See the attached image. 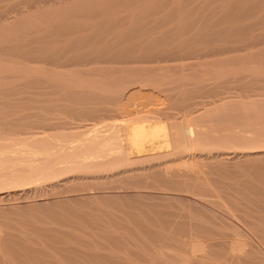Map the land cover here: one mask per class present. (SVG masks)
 I'll return each instance as SVG.
<instances>
[{
  "label": "bare ground",
  "instance_id": "6f19581e",
  "mask_svg": "<svg viewBox=\"0 0 264 264\" xmlns=\"http://www.w3.org/2000/svg\"><path fill=\"white\" fill-rule=\"evenodd\" d=\"M26 1L27 11L9 5L21 17L14 23L0 10V202L51 195L52 206L36 209L55 212L42 216L56 219L64 209L93 218L89 237L100 243L83 239L94 252L84 261L65 255L74 264H132L95 251L106 245H135L146 263L152 250L167 254L169 241L179 264H264V26L254 31L264 15L243 22L264 0H219L217 14L186 12L189 0ZM69 118L78 121L67 125ZM119 187L157 188L170 203L174 192H187L215 210L189 201L184 216L173 208L179 218L159 221L155 202L144 220L147 207L135 202L147 192ZM73 229L63 236L78 241ZM60 230L39 235L48 232L42 242L53 238L45 249L56 246L59 258ZM36 243L0 235V264H61Z\"/></svg>",
  "mask_w": 264,
  "mask_h": 264
},
{
  "label": "rangeland",
  "instance_id": "374dc122",
  "mask_svg": "<svg viewBox=\"0 0 264 264\" xmlns=\"http://www.w3.org/2000/svg\"><path fill=\"white\" fill-rule=\"evenodd\" d=\"M24 1H26V0H24ZM23 0H0V10L1 9H3L4 10V13L2 14V18H3V16H4V14H5V17L7 16V18H10L11 20L13 19V18H17L19 15L17 14V9L15 10L14 8H16V7H14V8H11L9 5H16V6H18V9H21V10H24V11H27V10H29L28 9V3H26V2H24ZM187 1V0H186ZM229 2V1H231V0H229V1H226V0H221V2ZM235 1V0H234ZM255 1V0H254ZM253 1V2H254ZM257 1H259V0H257ZM219 0H189V1H187L186 3H188V4H186V6H185V8L187 9V11H186V9H185V11L186 12H188V10H190L191 12H192V14H196L197 13V11H198V14H200V12L203 10V12H205L204 10H206L207 12H205L206 14H210V13H214V12H210V13H208L209 11H213L214 9L215 10H219V9H221V8H223L221 5H220V7L221 8H218L219 7V3H221ZM223 2V3H224ZM232 2V1H231ZM222 3V4H223ZM18 4V5H17ZM171 8H175L174 6H170L166 11H168V12H170L169 10H173V9H171ZM262 8H263V10H262ZM261 9V10H260ZM215 11V13L216 12H219V11ZM256 10H258V12H255L256 13V15H255V13L254 14H252V16L251 17H249L248 19H245V21H243V22H255V21H257L260 17H262V15H264V3L263 4H261L260 6H259V8H257ZM189 11V12H190ZM194 11L196 12V13H194ZM200 11V12H199ZM204 13V14H205ZM258 13V14H257ZM263 13V14H262ZM124 14H126L125 12H123V13H121L120 15H124ZM217 14V13H216ZM261 16H260V15ZM0 15H1V13H0ZM17 16V17H16ZM257 17H258V19H257ZM2 18H1V16H0V20H2ZM19 19L21 18V17H18ZM19 19H16V21H19ZM14 20V19H13ZM12 20V22L14 23V21ZM10 21V20H9ZM11 22V21H10ZM261 24H257L255 27H256V29L254 28V31L256 32H258V30H259V32L261 31V29L263 28L262 27V25L264 26V22L262 23V22H260ZM263 47H264V45H263ZM251 61L252 60H250V63H251ZM253 63H254V61H252ZM263 63V65H264V61L262 62ZM240 64V63H239ZM255 64V63H254ZM254 64H249V65H254ZM258 64V63H257ZM256 65V64H255ZM254 65V66H255ZM255 76H257L256 75V73L254 74ZM252 80H257V79H252ZM258 81V80H257ZM253 83L251 84V88L250 89H254L253 87H256L259 83L258 82H260V81H258L257 82V84L256 83H254V81H252ZM256 84V85H255ZM24 91H22V93H23ZM19 94H16V95H14V96H12V98H17V97H20V96H22V95H24V94H22L21 93V91L20 92H18ZM21 93V94H20ZM174 109H172L171 111H173ZM174 111H176V110H174ZM70 119V123L71 124H67V125H73L75 122H77L78 121V119L77 120H74V119H72L71 120V118H69ZM96 119L97 120H99L98 122H100V121H102L101 123H103L104 122V120H105V118L104 117H102V116H100V115H97V117H96ZM96 120V121H97ZM108 119H106L105 121H107ZM88 121V120H87ZM90 121V120H89ZM244 176H242V178H243ZM245 178H247V177H245ZM120 182H118V184H119ZM128 188V189H127ZM119 187V188H117L116 190H118V192H121V193H136V192H142V193H146V194H148V197H146L145 198V201L144 202H142V203H139V202H135L136 203V205L138 204L139 205V207L141 208V206H143V204H144V206L145 207H147L146 205H148V207H149V205H150V207L152 206V209H153V207H154V204H158V206H159V208H160V210H157V211H155L154 213L155 214H150L151 216H154V218H155V220L156 219H158L159 221H160V217H162V219H170V220H173L174 218L176 219L179 215H181L182 214V216H184L183 214H184V212L186 211H188V209L187 208H189V206L191 205V203H192V205L193 206H195V204H196V206L198 207V206H200L201 207V205H198V204H204V206H202L203 208H205V209H207V210H215V209H213V207H211V206H206V204L204 203V202H202L199 198H197V197H195L193 194H190V193H187V192H182V191H178V193L179 194H176L174 191V194H172V191L170 192L172 195H171V197L173 198V196H175L174 198H173V201H172V198H170L171 199V203H172V205L174 206V207H172V205H171V203H170V200H169V202L166 200V199H160L161 197L159 196V195H161V191L160 190H158L157 188H135V187ZM124 189V190H123ZM142 189V190H141ZM126 190L128 191V192H126ZM135 190V191H134ZM150 192V193H149ZM164 192H166V191H164ZM167 192H169V191H167ZM182 193V194H181ZM185 193V194H184ZM153 195V196H152ZM191 195V196H190ZM61 196H62V194L61 195H59L58 197H56V198H61ZM152 196V197H151ZM157 196V197H156ZM193 196V197H192ZM156 198H158V199H156ZM37 199V200H36ZM56 199H55V197H51V195H41V196H37V197H31V198H29V199H24V198H19V199H14V200H11V203L10 202H0V235L2 236V237H4V238H6V241H7V238H10L11 240L13 239H19V241L21 242V243H23V244H31L32 246H34L35 244H34V241H35V243H36V241H39L42 245H44V243L45 242H42V241H47V238H49V236L47 235V231H49V229H53L54 231H55V229L56 230H63V231H58L59 233H61V234H58V232H56V233H54V238L55 239H58V240H55V241H53V244L51 245V246H54V242L56 243V241H58V242H60V243H58V245H59V247H58V249L60 248V250H63V253H64V255L62 254V255H60L61 257L59 258V254H61V251H59L58 252V250H57V252L59 253V254H54V253H57L56 252V249H55V247L56 246H54V248H50L52 251H50V249H48L47 250V247H46V249H45V245L43 246V248L45 249H43L41 246H39V244H37L36 245V248L37 249H39V250H41L42 251V249H43V251H44V253H46L47 254V256H46V254H44L43 253V256H46L47 258H50V256H51V258L50 259H53L54 257H55V255L58 257V261L60 260H62V262H64V264H69L70 262H71V264H74V263H72V261L71 260H68L69 262H66V260L67 259H69V254L71 255V256H76L77 258H79L81 261H84L85 259H87L88 260V255L86 254L87 252H94V250L92 249L93 247H95L96 245L95 244H99L100 243V241L97 243L96 242V240H100V238H98V236H94L93 238H92V236L91 237H89V234L91 233V231H92V229H91V227L90 226H92L93 224H95L94 223V221H93V223H92V221L90 220V222L92 223H88V217L86 216H84V219H86V220H83V217L81 218L80 217V214H76V213H73V214H68L64 209V211L62 210V208L61 207H57V210H62L61 212H64L63 214L64 215H62V217H59V218H57L58 217V215L56 214V219L55 218H53L54 217V213H51V215H53V216H51L50 214V216L48 215V216H46V214L48 213L47 211H49L48 209H50L51 208V210H53L55 207V205H53V209H52V205H51V201L53 202V201H55ZM160 200V201H159ZM162 200V201H161ZM164 201V202H163ZM176 201V202H175ZM189 201H190V205H189ZM35 202V203H34ZM36 202H38V203H40V205L39 204H36ZM47 204H46V203ZM50 202V203H49ZM145 202L147 203V204H145ZM155 202H158V203H155ZM168 202V203H167ZM3 203V204H2ZM8 203V204H7ZM9 203H10V206H8L9 205ZM29 203V204H28ZM34 203V204H33ZM134 203V204H135ZM150 203V204H149ZM154 203V204H153ZM164 203H165V205H164ZM170 203V204H169ZM175 203V204H174ZM32 204H33V206H35V208H33L32 209ZM161 204H162V206H161ZM167 204V205H166ZM30 205V206H29ZM40 207V209L42 208V207H45V206H48V205H51L49 208H45L47 211H44L45 209L43 208V212H47V213H45V215L44 216H42V213L43 212H38V209H36V207L38 208V206ZM45 205V206H44ZM8 206V207H7ZM158 206H156V207H158ZM171 206V207H170ZM186 206V207H185ZM22 207V208H21ZM29 209H28V208ZM147 207V209H145V208H143V209H145V210H147V211H145L143 214L145 215H147V213L146 212H148V211H150V210H148L149 208ZM162 207H164V209L162 208ZM165 207H169V208H165ZM181 207V208H180ZM201 207V208H202ZM19 208H20V210H19ZM173 208H174V210H173ZM177 208L178 209H180L181 210V213L179 212L178 213V210H177ZM186 209L185 211H184V209ZM210 208H212V209H210ZM1 209H2V211H1ZM30 211L29 213H28V210ZM30 209H32V210H35L36 209V212H38V214H40V216H38V217H36L35 216V214L34 213H36V212H34L33 213V211L32 210H30ZM39 209V210H40ZM56 209V208H55ZM156 209V208H155ZM154 209V210H155ZM158 209V208H157ZM161 209H162V211H161ZM170 209V210H169ZM6 210V211H5ZM27 210V211H26ZM42 210V209H41ZM80 210H83V211H90V212H93V213H97V211H95V210H92V209H90V208H88V207H81V209ZM176 213V211H177V214H178V216H177V214H175V215H173V211ZM179 210V211H180ZM8 211V212H7ZM11 211H15V213L14 212H11ZM54 212H55V210H53ZM153 211V210H152ZM158 211H160V213H159V215H158ZM164 211H165V213H164ZM172 211V212H171ZM4 212V213H3ZM10 212V214H8ZM34 214V215H32V213ZM167 212H170V213H168L167 214ZM3 213V214H2ZM57 213H59V212H57ZM151 213V212H150ZM44 214V213H43ZM62 214V213H61ZM61 214H59V215H61ZM67 214V215H66ZM159 216H157V215ZM9 215H10V217H13V216H15V218H16V220H15V218L13 217V218H10L9 217ZM66 215V216H65ZM144 215H142V216H144ZM144 216V217H142L144 220L146 219V217H147V219H149L150 217L147 215V216ZM155 215H156V217H155ZM170 215V216H169ZM36 218H35V217ZM64 216V217H63ZM70 216V217H69ZM76 216V217H75ZM174 216V217H173ZM46 217V218H45ZM158 217V218H157ZM7 218V219H6ZM9 218V219H8ZM61 218H63V219H61ZM64 218H66V219H64ZM71 218V219H70ZM80 218V219H79ZM142 218H140V219H142ZM160 218V219H159ZM179 218V217H178ZM182 218V217H181ZM184 218V217H183ZM182 218V219H183ZM52 219V220H51ZM161 219V220H162ZM19 220V221H18ZM59 220V221H58ZM61 220V221H60ZM150 220H152V219H150ZM154 219L152 220V221H155ZM8 221V222H7ZM53 221V222H52ZM102 221V220H101ZM96 222H100V221H96ZM105 222H107V221H105ZM104 221H103V223H105ZM158 222V221H157ZM58 223V224H57ZM70 223V224H69ZM235 223H237L238 224V226H243V224H241V223H239V222H236L235 221ZM61 224V225H60ZM68 225V226H64V229H62L63 228V225ZM91 224V225H90ZM107 224V223H106ZM28 225V226H27ZM59 225V226H58ZM162 225V224H161ZM160 225V223H157L156 224V228H157V230H160V229H162V226ZM62 226V227H61ZM72 226V227H71ZM240 227L241 229V231H243V232H245V233H247V234H249V235H253L252 233H250V231H249V229L248 228H245V226H243V227ZM3 227V228H2ZM34 227V228H33ZM58 227V228H57ZM59 227H61V228H59ZM73 227L74 228H76L77 227V229L79 228V235H78V241H75V239H73L72 237H67L68 239H66V236H63V233H70L69 231H72V230H76V229H73ZM48 228V229H47ZM41 229V230H40ZM43 229H46L47 231V233H46V237H42V236H40V237H42V239H39L40 237H39V235H41L40 233H42L43 232ZM66 229V230H65ZM20 231H22V232H20ZM40 231V232H39ZM45 231V230H44ZM67 231V232H66ZM35 233V234H34ZM38 235H37V234ZM45 233V232H44ZM44 233H42V235L44 234ZM5 234H8L9 236H7L6 237V235ZM49 234H51V231H50V233ZM31 235H33V236H35V237H33V239H34V241H32L33 239L32 238H30L29 240H30V242H29V240H28V243H27V241L25 240V239H28L27 237H30ZM62 235V236H61ZM38 236V237H37ZM44 236V235H43ZM48 236V237H47ZM25 237V239H23V238ZM52 237H53V232H52ZM63 237V238H62ZM62 238V239H61ZM64 238H65V240L67 241H69V242H71V243H67L65 240H64ZM85 238H91L92 239V241H90L89 242V239H87V241L85 240ZM97 238V239H96ZM23 239V240H22ZM45 239V240H44ZM50 239H51V241L50 242H46L45 244L48 246V244L49 243H52V239L53 238H51L50 237ZM50 239H48V240H50ZM79 239L81 240V241H79ZM83 239H84V241L86 242V244L88 243V245H92L93 247H91V249L89 248L90 246H88V245H86L85 244V242L83 241ZM90 239V240H91ZM25 240V241H24ZM63 240L67 243V245L65 244V242H63ZM4 241H5V239H4ZM16 241V240H15ZM18 241V240H17ZM9 242V241H8ZM8 242H7V244H8ZM67 246H64L63 245V243ZM94 242H96V243H94ZM172 241H169L167 244H169L168 245V247L165 249V252H168L167 254L165 253V255L163 254V255H161L160 253H157L156 251V249L155 250H152L153 251V254H152V252H150V253H147L148 255L146 256L144 253H141V254H144L146 257H145V259L147 258V257H149V254H151L150 256H151V258L149 259V258H147L148 260L146 261V263L143 261L144 259H143V255H139L137 258H136V256L137 255H135V254H133L132 253V251H135V249H137L136 248V246L134 245L133 247H135V249H132V248H128V249H124V251H126V252H123V250H119V251H112V252H110L112 249H110L109 247H104L106 250H104L103 249V247L101 248V249H95V251H98V252H100L101 253V251H102V254L101 255H103V253H105L104 255H114L115 253H117V256L116 257H119V259L120 260H123V261H126V260H129V261H131L132 262V264H136L137 263V261L138 260H140V263L141 264H143V262L145 263V264H148V262H149V264H150V262L151 261H153V263L152 264H161L162 263V259H165V260H163L164 262H163V264H168V262H170V264H179V258H180V254H178V250H176V249H174V250H176V251H172V248H174V247H176V243L175 242H172ZM5 243V242H4ZM11 243L13 244L14 243V241L12 242L11 241ZM73 243V244H72ZM75 243H79L80 244V247H79V245L78 244H76L77 245V249H79L80 248V250H78V251H75V249L74 248H72V247H74V246H76V245H74ZM92 243V244H91ZM173 243H175V244H173ZM14 244H17L16 242L14 243ZM40 244V245H41ZM72 246L71 248H70V246ZM50 245V244H49ZM57 245V246H58ZM63 245V247H60V246H62ZM173 245H175L174 247H173ZM109 246V245H108ZM35 247V246H34ZM39 247H41V248H39ZM67 248V249H72V251L71 252H69L70 251V249H69V251H66V250H64V248ZM69 247V248H68ZM79 247V248H78ZM138 247V246H137ZM107 248H109L108 250H107ZM55 250V252H54V250ZM76 249V250H77ZM85 249V250H84ZM131 249V250H130ZM169 249V251H167ZM47 250V251H46ZM100 250V251H99ZM104 250V251H103ZM138 250V249H137ZM84 251V252H83ZM123 252V254H122V252ZM172 251V252H171ZM51 252H52V254L54 255H52L51 254ZM79 252V253H78ZM119 252V253H118ZM121 252V253H120ZM128 252L130 253V254H128ZM69 253V254H68ZM135 253V252H134ZM155 253V254H154ZM157 253V254H156ZM48 254H49V257H48ZM73 254V255H72ZM120 254L123 256V258H120L121 256H120ZM125 254V255H124ZM132 254H133V256H132ZM174 254H175V258H174ZM178 254V255H177ZM65 255H67L68 256V258L65 256ZM116 255V254H115ZM152 255H154V256H152ZM168 257H167V256ZM170 255V256H169ZM65 256V257H64ZM56 257V258H57ZM132 257H134V258H132ZM154 257H155V259H154ZM157 257H159V259L157 258ZM9 258H11V259H13L12 257H9ZM8 258V259H9ZM56 258H55V260L54 261H57L56 260ZM67 258V259H66ZM100 258V257H99ZM99 258H95V262H97V261H102V260H104V259H102V257L99 259ZM103 258H105V257H103ZM167 258V259H166ZM177 258V259H176ZM7 259V260H8ZM11 259H9V260H11ZM102 259V260H101ZM153 259V260H152ZM171 259V260H170ZM156 260V261H155ZM160 260V261H159ZM169 260V261H168ZM13 260H11V262H12ZM58 261H57V263H58ZM59 261V263H61L62 264V262H60ZM143 261V262H142ZM166 261H168V262H166ZM171 261H172V263H171ZM74 262V261H73ZM78 262V261H77ZM76 262V263H77ZM80 262V261H79ZM78 262V264H89V263H85V262H80L79 263ZM155 262V263H154ZM75 263V264H76ZM92 263H94V262H92ZM138 264H139V262H138Z\"/></svg>",
  "mask_w": 264,
  "mask_h": 264
}]
</instances>
